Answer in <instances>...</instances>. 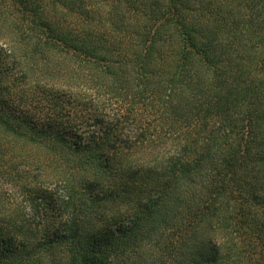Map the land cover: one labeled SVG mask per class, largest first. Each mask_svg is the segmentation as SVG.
I'll use <instances>...</instances> for the list:
<instances>
[{
  "label": "trees",
  "instance_id": "obj_1",
  "mask_svg": "<svg viewBox=\"0 0 264 264\" xmlns=\"http://www.w3.org/2000/svg\"><path fill=\"white\" fill-rule=\"evenodd\" d=\"M0 264H264V0H0Z\"/></svg>",
  "mask_w": 264,
  "mask_h": 264
}]
</instances>
